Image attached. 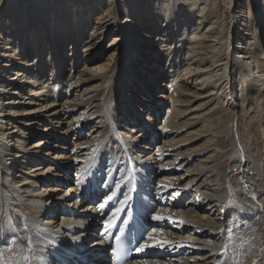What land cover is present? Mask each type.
<instances>
[{"label":"bare ground","instance_id":"1","mask_svg":"<svg viewBox=\"0 0 264 264\" xmlns=\"http://www.w3.org/2000/svg\"><path fill=\"white\" fill-rule=\"evenodd\" d=\"M30 1L0 0V264H25L29 242L36 264L90 250L87 199L70 194L88 173L172 203L156 214L175 224L144 244L174 253L131 264H264V144L212 123L221 102L234 117L264 97V0Z\"/></svg>","mask_w":264,"mask_h":264},{"label":"rangeland","instance_id":"2","mask_svg":"<svg viewBox=\"0 0 264 264\" xmlns=\"http://www.w3.org/2000/svg\"><path fill=\"white\" fill-rule=\"evenodd\" d=\"M258 3V2H257ZM26 4H28V8L30 9V11L31 12H34L35 10H36V6H37V3L35 4L34 3V1L32 0V1H30V2H27ZM200 6V5H199ZM258 6V5H257ZM16 10H18V9H15L13 12H15ZM21 10V9H20ZM203 26H205V24L204 25H202V27ZM89 27V26H88ZM260 28H263V32H264V24H262L261 25V27ZM260 28H259V31L258 32H260L261 30H260ZM89 29V28H88ZM106 34H107V32H106ZM261 36V35H260ZM109 35H107L106 36V38H104L103 40H102V44L100 45V49L101 48H103L104 47V53L102 54V56L100 57V60H103V58L105 57V55L107 54V52H109V48H107L106 46V44H107V42H108V39H109ZM262 37H264V34L262 35ZM88 45V48H89V46L91 47L92 46V42H90V43H88L87 44ZM96 46L98 47V45L96 44ZM106 47V48H105ZM108 49V50H107ZM182 60V59H181ZM99 61V60H98ZM89 63H85V65H86V67L88 66L89 67V65H88ZM85 65L84 66H82V67H80V68H83V67H85ZM180 69H182L183 68V65H184V63L183 62H181L180 64ZM263 79H264V76H263ZM164 79H162L160 82H158L157 84H158V86H156L155 88H160V87H163V85H162V83H164V81H163ZM139 80H137V82H138ZM145 82V81H144ZM144 82H142V83H144ZM145 83H147V82H145ZM140 86H142L141 84H140ZM142 89H144L143 87H142ZM199 91H201V90H199ZM166 94H168V91H166L165 92ZM247 96H248V94H247ZM260 97V98H259ZM258 98V99H257ZM166 99H167V101H169L170 99L169 98H167L166 97ZM248 99H250L249 101H250V103H251V106H250V108L245 104H243V108H241L240 106H238V105H236V109H234L233 111L235 112V114H236V116H231V114H229V112H231V110H230V106L231 105H226V104H223L222 102H221V105L220 106H218L217 108H216V111H217V114L215 115V118L214 119H212V123H214V122H216V123H227V125H228V129L225 131V134L227 135V137L230 139V137H231V140L232 139H235L236 138V136H237V132H241L242 134V137H243V139L245 140V142H247V141H252V140H254L255 138H257L256 140H255V144H256V147H262V144H264V97L262 96L261 97V95H257V97H256V99H251L250 97L248 98ZM241 100V99H240ZM256 100V101H255ZM156 101H158V99H156ZM222 101V100H221ZM223 104V105H222ZM236 104H238L237 102H236ZM218 105V104H217ZM240 105V104H239ZM223 106V107H222ZM220 112H219V111ZM227 110V111H226ZM222 112V113H221ZM221 116H223L224 117V119H223V117H221ZM223 114V115H222ZM227 116V117H226ZM215 120V121H214ZM221 121H223V122H221ZM252 124V125H251ZM248 125V126H247ZM89 126V125H88ZM155 126V125H154ZM87 128H89V127H87ZM235 130H237V131H235ZM87 132H86V129H82V132H81V138L83 139V135H85ZM63 135H65V134H63ZM63 135H56L58 138H62V140L63 141H58L57 142V144L55 143V138H52V137H50V139H49V143H50V145L51 144H56V145H58L59 143H63L62 145H64L66 148H68L69 150H70V148H72V143H71V140L70 139H64L63 138ZM87 135V134H86ZM43 137V135H35V136H33V137H31V136H28V137H26V145H30V143L31 142H33V141H35V140H37V139H39V138H42ZM158 137V136H157ZM168 137H172L171 135H169ZM186 137V135H185V132H179L176 136H173V138L174 139H176V140H183L184 138ZM142 139L143 138H146L145 136L144 137H141ZM160 139V138H159ZM163 139V138H162ZM148 141H150L151 142V140L148 138L147 139ZM144 142H147V141H143V144L144 145H146ZM158 142V141H157ZM65 143V144H64ZM250 145V144H249ZM94 145L92 144L91 145V147H93ZM183 147V146H182ZM153 148V147H152ZM51 149H52V154H55V149H53V147H51ZM50 149V150H51ZM49 150V149H48ZM250 151H251V149H249ZM74 153V152H73ZM169 157H170V155H168ZM179 160H181V158L179 159ZM178 160V161H179ZM177 161V162H178ZM82 162V161H81ZM83 163V162H82ZM126 166V164L125 163H122V164H120V165H118V164H114V168L116 169V172H114V174L116 173H118V171H120L123 167H125ZM100 167V166H99ZM101 168V167H100ZM106 169H108V167H106ZM103 170V169H102ZM67 172H69V171H67ZM65 173V172H64ZM71 172H69L68 173V175L70 174ZM72 174V173H71ZM159 174V173H158ZM66 175H67V173H66ZM70 176V175H69ZM72 176V178H74L75 176L74 175H71ZM113 180H116L115 178L113 179ZM154 182V185L156 184L155 183V181H154V179L152 180V182H149V184H152ZM67 186V184H65V185H63L61 188L63 189L64 187H66ZM189 192H191V193H189ZM59 194H61L62 193V191H60V192H58ZM187 194L188 195H191V194H193V191L192 190H188L187 191ZM166 197H169V195L168 196H166ZM191 198V197H190ZM91 223L93 224V221H91ZM249 223V224H248ZM94 225V224H93ZM250 227H251V229H253L254 230V228H252V227H254V225H252L251 224V221H248L247 222V225H244V226H238L237 227V231H240V232H245L244 234H248V232L251 230L250 229ZM242 228V229H241ZM243 228H244V230H243ZM247 230H249V231H247ZM236 230H233V231H231L230 232V234H231V236L229 237V240H231V242H233L234 243V246H233V252L231 251V257L233 256V253H236L238 250H240L241 249V247L242 246H245V240L241 237V236H238L237 235V233L235 232ZM252 231V230H251ZM236 234H235V233ZM90 233H92V232H90ZM229 234V235H230ZM240 243H242L243 245L241 246L240 245ZM240 251H242V250H240Z\"/></svg>","mask_w":264,"mask_h":264},{"label":"snow or ice","instance_id":"3","mask_svg":"<svg viewBox=\"0 0 264 264\" xmlns=\"http://www.w3.org/2000/svg\"><path fill=\"white\" fill-rule=\"evenodd\" d=\"M176 195H178L177 193H173V196H174V198H175V196ZM114 197L113 196H108L107 198H106V200L104 201V202H102L100 205H99V207L101 208V209H103L104 207H106L107 206V204H108V202H110L111 201V199H113ZM126 200H127V197H126V199H125V203H126ZM117 211H120V209H117ZM115 215V214H114ZM151 219L153 220V221H163V220H169V221H171L173 218L172 217H164V216H160V215H158V214H153L152 216H151ZM180 223H183L182 221L180 222ZM123 233V230H121V234ZM120 239V237L119 236H117V240H119ZM29 244H30V253H32V255H29V256H27V257H25V264H36V262L33 260V255L35 254V249L34 248H32L31 247V242H29ZM113 251H115V249L113 250ZM221 255H224V254H226V249H225V252H222V253H220ZM236 264H238V262H236Z\"/></svg>","mask_w":264,"mask_h":264}]
</instances>
